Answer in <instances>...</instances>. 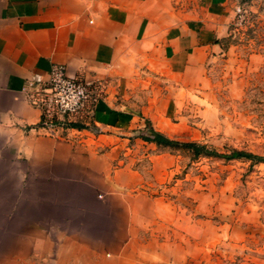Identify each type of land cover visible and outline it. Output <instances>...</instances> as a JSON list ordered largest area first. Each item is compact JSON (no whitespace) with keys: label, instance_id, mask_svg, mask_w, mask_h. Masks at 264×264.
I'll return each instance as SVG.
<instances>
[{"label":"rangeland","instance_id":"1","mask_svg":"<svg viewBox=\"0 0 264 264\" xmlns=\"http://www.w3.org/2000/svg\"><path fill=\"white\" fill-rule=\"evenodd\" d=\"M226 5L223 45L230 52L209 59L204 71H136L108 81L123 108L116 113L124 117L118 136L125 142L118 159L107 162V178L124 187L77 173L76 181L90 179V185L75 181L68 194H60L65 205L51 221L97 248L92 260L264 264V160L225 156L233 150L264 156V0ZM254 56L260 61L249 68ZM107 84L94 81L95 98L82 123H75L93 129L94 103ZM154 132L220 154L157 144L149 140ZM15 207L0 203V225L8 224L0 227V254L13 242L11 234L28 224ZM51 207L44 205L43 213L51 214Z\"/></svg>","mask_w":264,"mask_h":264},{"label":"crops","instance_id":"2","mask_svg":"<svg viewBox=\"0 0 264 264\" xmlns=\"http://www.w3.org/2000/svg\"><path fill=\"white\" fill-rule=\"evenodd\" d=\"M227 21L226 0H0V203H15L28 223L11 234L0 264H110L91 259L97 248L81 233L51 224L77 173L124 187L107 178V162L118 159L125 142L118 136L124 117L116 113L123 108L108 81L136 71H204L209 59L230 52L223 45ZM251 59L249 68L260 61ZM56 63L70 75L108 83L94 103L93 129L49 134L38 127L40 111L23 87L46 80Z\"/></svg>","mask_w":264,"mask_h":264},{"label":"built area","instance_id":"3","mask_svg":"<svg viewBox=\"0 0 264 264\" xmlns=\"http://www.w3.org/2000/svg\"><path fill=\"white\" fill-rule=\"evenodd\" d=\"M23 89L29 103L40 111L38 127L49 134L81 122L96 95L94 81L70 75L58 63L51 66L46 80H28Z\"/></svg>","mask_w":264,"mask_h":264},{"label":"trees","instance_id":"4","mask_svg":"<svg viewBox=\"0 0 264 264\" xmlns=\"http://www.w3.org/2000/svg\"><path fill=\"white\" fill-rule=\"evenodd\" d=\"M71 125L74 126H81L79 123H71ZM149 140L154 141L157 144H164V145H180L182 148L188 149L192 151L195 155L204 153V154H209V155H219L220 153L216 152L213 149H208L205 145L200 144L198 142H181L178 143L177 141H174L167 136L163 135L162 133L159 132H154L153 136L149 137ZM227 157H239V156H244V157H252L256 158L258 160H264V156H258V155H253L251 153L245 152V151H239V150H233L230 154L225 155Z\"/></svg>","mask_w":264,"mask_h":264}]
</instances>
